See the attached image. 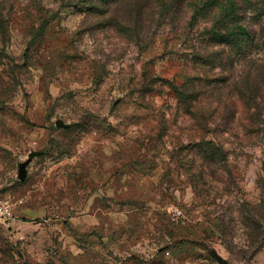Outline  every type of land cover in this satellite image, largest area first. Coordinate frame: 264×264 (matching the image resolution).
Returning <instances> with one entry per match:
<instances>
[{"label":"rangeland","instance_id":"374dc122","mask_svg":"<svg viewBox=\"0 0 264 264\" xmlns=\"http://www.w3.org/2000/svg\"><path fill=\"white\" fill-rule=\"evenodd\" d=\"M236 1L264 26V0ZM203 8L0 0V193L18 218L0 264H264V134L232 87L264 113V49L207 47Z\"/></svg>","mask_w":264,"mask_h":264},{"label":"trees","instance_id":"16d2710c","mask_svg":"<svg viewBox=\"0 0 264 264\" xmlns=\"http://www.w3.org/2000/svg\"><path fill=\"white\" fill-rule=\"evenodd\" d=\"M114 2L116 0H96L98 3ZM253 6V5H252ZM199 7L207 13H211L214 20L215 27L210 29L211 40L208 42L207 47L222 46L223 50L231 53H237L241 60L246 59L245 53L251 49H264V26L257 25L255 30H252L246 25L244 17L241 15V3L236 0H199ZM95 8V5L93 6ZM261 8V7H259ZM264 14V11L258 10V14ZM215 14V15H214ZM263 16V15H262ZM3 15L0 9V31L3 30ZM212 45V46H210ZM217 48V47H216ZM218 49V48H217ZM213 52H215L213 50ZM212 51L207 54V58L212 56ZM205 60V59H204ZM256 63V68L260 69L263 64L259 60H253ZM252 61V62H253ZM245 83L235 82L233 84V91L235 92L234 101L245 100L253 108V111L248 115L250 133L256 136L264 134V113L262 102L260 101V93L257 87H253ZM263 99V98H262ZM264 100V99H263ZM250 102V103H249ZM237 114L233 113V120ZM206 146H209L210 151L203 150L202 157L214 158L216 152V143L209 141Z\"/></svg>","mask_w":264,"mask_h":264},{"label":"built area","instance_id":"2783aa9c","mask_svg":"<svg viewBox=\"0 0 264 264\" xmlns=\"http://www.w3.org/2000/svg\"><path fill=\"white\" fill-rule=\"evenodd\" d=\"M17 219L9 199L0 193V225L11 229L18 223Z\"/></svg>","mask_w":264,"mask_h":264},{"label":"water","instance_id":"95a60500","mask_svg":"<svg viewBox=\"0 0 264 264\" xmlns=\"http://www.w3.org/2000/svg\"><path fill=\"white\" fill-rule=\"evenodd\" d=\"M56 125H60V126H62V125H64V123L60 120V119H58L57 121H56ZM38 154H40V151H35V150H33V151H30L29 153H28V157H27V159H25V160H23V161H21L20 163H19V165H18V179L19 180H24L25 179V176H26V166L30 163V161H31V159L34 157V156H36V155H38ZM210 254L216 259V260H218L219 262H221L222 264H228V262L226 261V260H224L218 253H217V251L215 250V249H211L210 250Z\"/></svg>","mask_w":264,"mask_h":264}]
</instances>
